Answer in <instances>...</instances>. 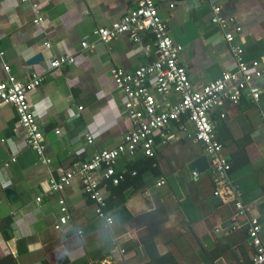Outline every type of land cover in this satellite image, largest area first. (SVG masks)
Here are the masks:
<instances>
[{
    "label": "crops",
    "instance_id": "1",
    "mask_svg": "<svg viewBox=\"0 0 264 264\" xmlns=\"http://www.w3.org/2000/svg\"><path fill=\"white\" fill-rule=\"evenodd\" d=\"M137 1L0 0V82L6 66L21 82L32 74L45 77L28 100L51 160L43 164L28 146L15 108L1 106L0 264H248L255 255L250 219L259 221L264 242V0H219L223 14L241 28L234 45L263 74L258 102L225 103L211 116L231 167L227 180L216 177L203 145L189 137L192 125L183 120L169 125L167 142L157 140L154 157L139 150L118 159L115 171L124 176L119 185L103 180L112 225L97 216L79 175L64 191L51 193V180L119 146L131 130L111 70L133 72L157 61L154 37L144 31L141 42L123 34L103 43L93 32L121 20ZM154 1L183 49L181 62L195 90L232 69L231 49L206 0ZM33 4L43 11L41 24L34 23ZM67 55L74 64L51 68L55 57ZM203 158L207 166L198 169ZM61 199L71 218L56 229Z\"/></svg>",
    "mask_w": 264,
    "mask_h": 264
},
{
    "label": "built area",
    "instance_id": "2",
    "mask_svg": "<svg viewBox=\"0 0 264 264\" xmlns=\"http://www.w3.org/2000/svg\"><path fill=\"white\" fill-rule=\"evenodd\" d=\"M206 1L212 10L213 23L224 33V40L231 49L234 64L231 70L224 72L202 90L194 89L187 68L181 62L183 49L171 38L167 23L160 15L154 0H138L136 8L121 20L113 23L111 27L98 28L93 32V36L100 42L108 43L123 34H131L136 42H141V32L148 31L154 37L158 59L133 72L112 68V80L125 97V109L131 130L119 146L97 153L90 162L81 164L77 171L68 172L59 181L51 180V193L64 191L71 185L73 178L79 175L83 181L84 193L96 205L97 216L112 225L114 219L107 212V195L103 180H111L113 184L119 185L124 176L117 175L115 171L118 159L122 155H134L139 150L147 157H154L157 140L167 142L170 138L169 125L183 120L192 125L193 133H190L189 137L203 145L216 177L227 180L231 167L222 157L223 146L217 139L216 125L211 116L225 103L238 104L244 98L258 102L261 89L257 80L263 74L258 69L259 64L247 63L244 60V50L234 45L235 32L241 30L236 26L235 19L223 14L219 0ZM33 7L36 12L34 23L41 24L44 20L43 11L37 4H33ZM82 46L88 48L87 42H83ZM149 50L147 48V51ZM74 63L75 58L68 55L55 57L51 61V68L60 69ZM5 72L7 78L0 82V107L10 105L15 108L19 124L25 130L28 146L37 153L43 164H50L51 160L46 158L45 135L28 100V94L41 87L45 77L32 74L28 81L21 82L11 74L9 67L6 66ZM172 94L178 96L175 103L171 100ZM88 139L92 142L91 138ZM194 175L197 177L198 173L195 172ZM164 184L165 181L162 180L158 186ZM219 194L216 192V195ZM41 200L42 198L37 199L38 202ZM236 206L240 214L245 213V206L240 200ZM59 209L61 216L56 229H61L71 218L64 199L59 200ZM249 224L248 235L256 253L248 264H264L262 226L256 219H250ZM79 235L82 236V232H79Z\"/></svg>",
    "mask_w": 264,
    "mask_h": 264
},
{
    "label": "water",
    "instance_id": "3",
    "mask_svg": "<svg viewBox=\"0 0 264 264\" xmlns=\"http://www.w3.org/2000/svg\"><path fill=\"white\" fill-rule=\"evenodd\" d=\"M206 166H207V159H205V158L199 160V161L196 162V164H195V167H197L198 169H202V168H204V167H206ZM8 194H9V198H10L11 200H14V199L16 198V195H15L14 192H12V191H8Z\"/></svg>",
    "mask_w": 264,
    "mask_h": 264
},
{
    "label": "bare ground",
    "instance_id": "4",
    "mask_svg": "<svg viewBox=\"0 0 264 264\" xmlns=\"http://www.w3.org/2000/svg\"><path fill=\"white\" fill-rule=\"evenodd\" d=\"M144 154V153H143ZM145 155V154H144ZM146 156V155H145ZM136 173V172H135ZM121 183V182H120ZM250 239V238H249ZM263 240V239H262ZM251 241V240H250ZM252 244V243H251ZM253 246V245H252ZM254 247V246H253ZM255 248V247H254ZM255 253H256V248H255Z\"/></svg>",
    "mask_w": 264,
    "mask_h": 264
},
{
    "label": "trees",
    "instance_id": "5",
    "mask_svg": "<svg viewBox=\"0 0 264 264\" xmlns=\"http://www.w3.org/2000/svg\"><path fill=\"white\" fill-rule=\"evenodd\" d=\"M134 173V172H133Z\"/></svg>",
    "mask_w": 264,
    "mask_h": 264
}]
</instances>
